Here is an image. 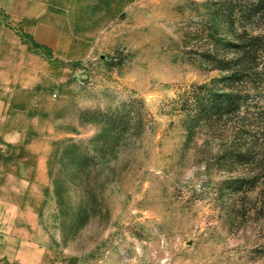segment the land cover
Listing matches in <instances>:
<instances>
[{"label": "rangeland", "instance_id": "1", "mask_svg": "<svg viewBox=\"0 0 264 264\" xmlns=\"http://www.w3.org/2000/svg\"><path fill=\"white\" fill-rule=\"evenodd\" d=\"M46 1L63 49L22 34L25 67L39 81L15 91L8 114L31 132L30 154L10 158L47 171L39 233L52 257L264 264V125L255 119L263 109L201 122L189 108L195 90L223 88L228 73L216 58L247 21L228 17L225 0ZM253 93L254 105L264 99ZM245 117L259 170L224 158L244 141ZM256 172L251 193L231 186Z\"/></svg>", "mask_w": 264, "mask_h": 264}, {"label": "crops", "instance_id": "2", "mask_svg": "<svg viewBox=\"0 0 264 264\" xmlns=\"http://www.w3.org/2000/svg\"><path fill=\"white\" fill-rule=\"evenodd\" d=\"M52 14L46 0H0V157L5 161L0 167V264H59L39 233L46 168L10 158L30 154L31 132L16 126L8 114L15 91L39 81L37 73L25 67L30 47L22 34L63 49L64 37Z\"/></svg>", "mask_w": 264, "mask_h": 264}, {"label": "trees", "instance_id": "3", "mask_svg": "<svg viewBox=\"0 0 264 264\" xmlns=\"http://www.w3.org/2000/svg\"><path fill=\"white\" fill-rule=\"evenodd\" d=\"M225 3L226 10L230 14L228 17L247 21V25L243 32L237 33L236 40L226 41L225 46L229 51L224 55L216 56L218 69L228 73L222 79L223 88L198 92L195 90L189 108L195 112V118L201 122L220 121L225 117L237 118L244 109L249 114H251L250 108L263 109L256 113L255 117L258 126H263L264 106H260L259 102L264 99L260 97L256 105L252 101L257 96L253 92L258 94L264 92V0H225ZM255 19V22H259L258 25H252ZM233 25H235L234 21ZM229 53H233L234 56L228 57ZM187 102L189 103V100ZM242 120L245 122L243 121V127H237V133L245 134L244 141L232 144V147L224 153V158L233 165L255 164L257 166L255 169H258L259 139L255 141L256 139L251 136L253 131L247 130L248 117ZM254 125L255 123L250 126ZM262 129L264 130V126ZM260 180L261 173L256 172L248 177L233 179L231 186L237 192L243 191L248 194L256 190Z\"/></svg>", "mask_w": 264, "mask_h": 264}, {"label": "built area", "instance_id": "4", "mask_svg": "<svg viewBox=\"0 0 264 264\" xmlns=\"http://www.w3.org/2000/svg\"><path fill=\"white\" fill-rule=\"evenodd\" d=\"M55 96H57V95H55Z\"/></svg>", "mask_w": 264, "mask_h": 264}]
</instances>
